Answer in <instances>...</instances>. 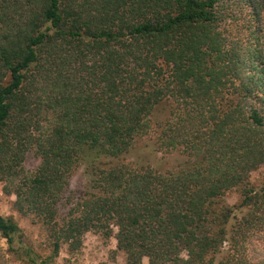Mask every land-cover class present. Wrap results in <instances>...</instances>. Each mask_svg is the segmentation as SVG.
Returning a JSON list of instances; mask_svg holds the SVG:
<instances>
[{
  "label": "trees",
  "instance_id": "16d2710c",
  "mask_svg": "<svg viewBox=\"0 0 264 264\" xmlns=\"http://www.w3.org/2000/svg\"><path fill=\"white\" fill-rule=\"evenodd\" d=\"M139 142L185 158L161 170ZM263 164L264 0H0V182L44 232L40 255L0 214L21 264L89 231L123 264H264Z\"/></svg>",
  "mask_w": 264,
  "mask_h": 264
},
{
  "label": "rangeland",
  "instance_id": "374dc122",
  "mask_svg": "<svg viewBox=\"0 0 264 264\" xmlns=\"http://www.w3.org/2000/svg\"><path fill=\"white\" fill-rule=\"evenodd\" d=\"M129 157L148 162L155 167L164 170L175 167L184 160V156L178 152L166 153L156 151L152 147H147L146 143L139 142L136 149ZM40 159L32 150L26 152L23 160L24 168L28 171L36 169ZM87 173L85 166H79L70 178V188L74 191L79 190L87 184ZM264 177V164L251 173V181L259 183ZM4 182H0V214L3 216L13 215L15 220L24 232V236L30 242L40 255L45 254L43 249L44 232L39 224L33 222L28 216L19 214L13 208L15 196L5 193ZM240 199L237 190H231L225 195V200L229 204L237 203ZM5 240L0 239V264H21L13 255L6 252ZM125 255L122 251L116 249V240L114 236L104 238L100 234L89 231L85 233L83 245L78 253L69 255L66 247L62 246L56 257L55 264H123ZM141 264H148L147 258H142Z\"/></svg>",
  "mask_w": 264,
  "mask_h": 264
}]
</instances>
